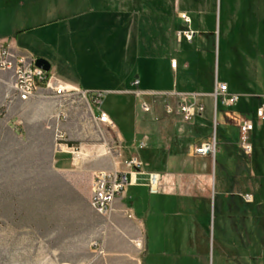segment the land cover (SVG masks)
<instances>
[{"label": "rangeland", "instance_id": "obj_1", "mask_svg": "<svg viewBox=\"0 0 264 264\" xmlns=\"http://www.w3.org/2000/svg\"><path fill=\"white\" fill-rule=\"evenodd\" d=\"M34 2L36 5L31 9L29 1L22 0L23 6L13 9L6 25L0 15V40L6 39L7 44L14 43L15 48L25 54L44 57L56 73L62 65L59 60L67 62L70 66L68 73L76 78L75 82L82 85L83 90L103 93L102 110L114 121L127 144L138 140L132 124L140 114V103L133 96L118 97L109 90L118 88L119 80L116 82L113 78L122 77L124 80L132 67L128 85L123 88L135 89L131 82L136 76L142 78V90L169 82L164 79L166 73H163L159 59L170 53L179 57L183 47L175 41L170 42L168 34L158 29L156 20L159 17L155 7L148 6L150 11L138 16L137 61L134 62V56L130 54V61L126 62L122 38L109 41L108 47L98 45L95 39L94 54L89 55L85 48L87 39L67 33L63 25L57 24L49 33L39 30L38 24L54 22L59 17L54 14L53 8L51 14L42 15L45 4L51 7L53 0ZM219 3L223 10L225 0H219ZM4 6L5 0H0V11ZM22 30L26 32L19 34ZM218 35L216 25L214 50L209 54L213 74L220 81L226 80L239 84L241 89L243 87L239 96L246 100L243 106L222 108L234 115L233 127L237 132L226 145L232 153L223 156L225 146L220 130L216 135L218 126L213 121V101L209 97L203 99L206 110L199 122L206 125L211 120L212 128L205 134L194 131V139H186L183 151L186 150L192 158L195 156L194 149L200 144L218 141L214 160L217 177L225 167L228 173L241 180L240 194L232 199L227 198L225 202V210L235 212L236 220L222 224L220 234L215 228L209 240L196 238L193 241L199 258L174 257L173 262L160 258L162 264H264V115L258 117V111L264 109V25L259 22L257 31L252 32L240 28L233 30L230 33L233 40L228 43V58L224 53L225 42L219 41ZM238 36H242L243 45L237 43ZM196 45L197 39L190 46L191 49ZM110 50L121 60L118 59V64H115L113 75L108 69L105 78L100 79L99 74L93 71L96 67L94 63L110 57ZM254 65L257 74L251 78L249 71ZM156 72L159 80L163 81L160 85L155 81L157 79L154 80ZM193 74L192 68L184 75L190 78ZM0 75L8 81L4 73ZM58 75L63 76L64 73L60 71ZM182 78L180 74L179 80L182 81ZM55 100L56 108L52 115L20 111L17 117L12 118L10 104L5 102L0 105V264H104L103 256L92 247L94 242L101 244L104 240L107 224L106 218L97 214L90 203L92 173L96 170L110 171L109 165L113 163L123 166L129 161L130 149L120 142L114 130L95 123L89 98L75 94ZM145 117L152 126L149 132L153 135L154 144L159 143L167 151H173V123L170 118L152 114ZM178 119L191 126L184 118ZM245 121H251L254 125L250 156L245 155L239 146L240 126ZM58 128L67 135L64 154L72 159V164L65 170L55 165V134ZM144 141L148 142L146 139ZM94 167L95 170L90 172L89 169ZM134 191L130 188V193ZM143 195L147 201L153 199L145 192ZM247 197H252L253 201L247 202ZM122 204L127 205L126 200ZM219 211L220 201L216 208L214 203L212 205L211 229L214 216L216 224L220 219ZM227 220L230 221V217ZM137 244L143 247L141 242ZM165 249L164 245L161 246V250Z\"/></svg>", "mask_w": 264, "mask_h": 264}, {"label": "crops", "instance_id": "obj_2", "mask_svg": "<svg viewBox=\"0 0 264 264\" xmlns=\"http://www.w3.org/2000/svg\"><path fill=\"white\" fill-rule=\"evenodd\" d=\"M21 1L5 0V6L0 11L5 25L8 23L13 9L23 6ZM27 1H29L31 9L35 7L34 0ZM53 1L54 3L51 7L45 4L42 15L51 14L50 10L53 8L54 14L59 18L54 22L38 24L40 25L38 26L39 30L49 33L50 29H53L52 27L54 26L56 27L57 24L63 25L67 33H75L80 39H87L85 41V48L89 55L94 54L95 39L98 45L108 47L109 41L113 42L122 38L124 40V61H130V54L134 56L133 61H137L139 52L137 38L140 27L138 16L141 13H148L150 11L148 6L155 7L154 10L159 17L156 20L158 29L168 34L170 42L175 41L183 47L179 57L170 53L159 59L162 71L166 73V78L164 77V79L166 81L169 80L168 83L162 84L163 81L159 80L156 72L154 80L157 79L155 81L159 85L162 84L159 87L142 90V78L136 76L131 82V85L136 87L135 89L123 88L122 86L128 85L129 74L133 67L125 75L124 80L122 77L113 78V81H119H116L117 89L109 90L111 93L118 97L133 96L136 102L139 103L141 100H144L149 104L150 111L145 113L140 107V114L136 120L134 119L132 124L138 140L132 142L130 145L127 144L126 138L112 120L118 139L121 143L125 144L127 149H130L129 160L132 153H137L143 166L141 173H138L135 178V184L129 186L127 193H125L122 199H117L114 202L113 210L110 216L106 218V232L104 240L101 241L103 249L101 255L103 256L102 261L104 264H162L163 262L160 258H166L172 262L174 261V257L195 258L198 255V251L193 245V241L196 238L209 240L210 235L215 233V228L220 234L222 233V224H225L227 221L235 222L236 213L232 212V214L230 211H226L225 202L227 198L230 197L232 199L240 194L241 180L238 176L228 173L225 167L222 168L219 178L217 177V164L214 162L217 156L216 153L214 156L207 157L197 156L194 153L195 156L191 158L187 155L186 150L183 151V145L187 142L186 139H194V131L198 134H205L209 132L208 129L210 127L212 128L210 126L213 124V122H210L211 120H208L209 122L206 125L199 122L206 110L203 99L209 97L213 101V121L215 120L218 126L216 135L220 130L222 143L225 146L223 156H228L231 152L227 149V141L237 132V129L233 127V113L223 111L222 108L225 106H222L220 103L217 106L215 105L213 94L216 81L224 84L228 83L229 92L237 96L236 104L227 109L243 106L246 104V100L242 96H239L242 95L243 87L241 89L239 84H233L226 80L220 81L219 77L213 74L211 59H209V54L214 50L213 33L217 25V29L219 28V41L223 40L225 42L224 53L228 58L230 50L228 43H231L233 40L230 35L233 30L240 28L252 32L257 31L259 22L264 25V0H225L223 10L221 9L219 0ZM233 1L236 2L233 3ZM181 14H186L189 17V24L186 25L181 20ZM186 30H190L195 34L191 42L178 35L179 32ZM25 32L22 30L19 34H24ZM54 33L56 32L54 31ZM196 39L197 45L194 49H191L190 46L194 44ZM6 42V39L0 40V47H7L14 53L25 55L31 59L36 60L39 58L35 55L18 51L14 43L7 44ZM237 43L243 45L242 36H238ZM109 52L110 57L106 60H98L94 63L96 67L93 71L99 74L100 79L105 78L104 75L108 69L113 75L115 64H118L117 61L121 60L120 56L115 55L112 50ZM106 53L108 54V50ZM41 58L44 59V57ZM173 60L177 61L176 68L171 67V61ZM59 61L62 65L58 67L57 73L52 71V64L48 61L51 64L50 72L54 77L69 87L87 93H94V91L83 90L82 85L75 82L76 78L68 73L70 70L69 64L62 60ZM226 63L229 62L226 61ZM233 63L235 64L234 60ZM108 64L110 67H108ZM192 68L194 69V74L190 78L186 77L184 74L189 73ZM60 71L64 73L63 76L58 75ZM249 73L251 78L257 74L256 65L254 67L251 66ZM180 74L183 76L182 81L179 80ZM1 76L0 105L5 102L9 103L6 100V95L12 91L10 75L6 73L3 75L8 78V81ZM136 81L139 82L137 86L135 85ZM137 91L174 94L175 97L167 100L162 97L145 96L139 99L135 95ZM186 95L196 96L197 100L203 105L204 111L201 116L187 120L178 115H167L165 113V102L168 101L172 105H176L180 97ZM56 98L51 95H45L41 98L32 99L29 102H21L18 99H14L9 103L12 118L17 117L20 111L47 112L52 115L56 108ZM123 102L122 105H124ZM220 106L221 111L219 112ZM91 112L97 114L92 104ZM148 114H152L153 116L165 115L170 118V122L173 123V132L171 134L173 137V151H167L159 143L154 144L153 135L149 132L152 126L150 127L146 122L145 116ZM178 117L184 118L191 126L181 123ZM144 138L148 142H145ZM215 139L217 141V136ZM142 142L145 143V148L138 149L139 143ZM71 161L72 159L64 153L56 152L55 165L60 170L68 169L72 164ZM127 163L123 166L119 163H113L109 165V170L129 173L130 170L127 167ZM94 170L95 167L89 169L90 172ZM97 171L99 170L92 173V181L93 175ZM149 172H157L161 175L160 190L156 195L150 194L146 186V174ZM130 188H133L135 191L130 193ZM235 189H237V192H235ZM143 192L147 193L148 197H153V199L145 200ZM89 196L91 198V191ZM123 200H126L127 205L122 204ZM218 201H220V219L216 224L217 219L214 216V226L211 229V209L213 203L214 208H216ZM214 214L216 213L214 212ZM227 217H230V221L227 220ZM137 242H141L143 247L140 248L138 247L139 245H135ZM163 245L166 248L165 251L161 250V246ZM196 258L199 257L196 256Z\"/></svg>", "mask_w": 264, "mask_h": 264}, {"label": "built area", "instance_id": "obj_3", "mask_svg": "<svg viewBox=\"0 0 264 264\" xmlns=\"http://www.w3.org/2000/svg\"><path fill=\"white\" fill-rule=\"evenodd\" d=\"M181 20L187 25L190 19L186 14L180 15ZM180 37H184L191 42L194 33L190 30L178 33ZM35 59H31L25 55L14 53L7 47H0V73L9 74L11 77V93L6 95L7 102L18 99L21 102H29L32 99L41 98L47 95L65 99L72 95L79 94L85 99L89 98L91 104L97 109V114L92 112V118L95 123L110 130H115V125L110 116L102 110L103 93H87L64 84L58 78L54 77L51 72H46L35 65ZM177 61H171V67L176 68ZM138 81L135 82L137 86ZM52 93V94H50ZM47 95V96H48ZM136 97L142 99L145 96L162 97L170 99L175 97L174 94H156L144 93L137 91ZM215 105L220 103L222 106L231 107L237 102V96L231 94L228 85L216 81L215 91L213 94ZM141 110L145 113L150 111L149 104L141 100ZM164 111L167 115H178L190 120L196 116H201L204 107L197 100L196 96H181L176 105H172L168 101L164 104ZM264 109L258 111V117L262 118ZM254 131V125L251 121H245L240 126V143L239 146L243 153L250 156L253 151L251 144V135ZM56 152L64 153L67 148V135L61 129L56 130L55 134ZM145 143H139L138 149H144ZM217 152L216 142L204 143L195 149L197 156L207 157L214 156ZM142 162L137 153H132L127 167L130 172L113 171H97L93 175L91 187V206L94 211L102 217L108 218L113 210L114 202L122 199L129 188L135 184L136 176L141 173ZM146 186L152 195L159 193L161 184V175L157 172H149L146 174ZM247 202H252V197H247ZM129 217H131L129 215ZM138 245V244H137ZM92 247L100 254L103 253L101 244L94 242Z\"/></svg>", "mask_w": 264, "mask_h": 264}, {"label": "water", "instance_id": "obj_4", "mask_svg": "<svg viewBox=\"0 0 264 264\" xmlns=\"http://www.w3.org/2000/svg\"><path fill=\"white\" fill-rule=\"evenodd\" d=\"M35 65H36V67H38V68H40L46 72L51 71V64L45 59H42V58L36 59Z\"/></svg>", "mask_w": 264, "mask_h": 264}]
</instances>
